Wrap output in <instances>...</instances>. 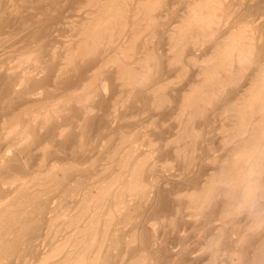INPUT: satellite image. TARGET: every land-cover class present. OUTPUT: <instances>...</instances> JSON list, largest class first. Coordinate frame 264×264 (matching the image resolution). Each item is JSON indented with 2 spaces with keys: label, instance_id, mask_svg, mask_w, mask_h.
Masks as SVG:
<instances>
[{
  "label": "bare ground",
  "instance_id": "1",
  "mask_svg": "<svg viewBox=\"0 0 264 264\" xmlns=\"http://www.w3.org/2000/svg\"><path fill=\"white\" fill-rule=\"evenodd\" d=\"M256 1L83 0L79 14L62 17V26L71 35L60 47L53 42L48 49L43 39L32 40V15L27 21L23 18L25 33L0 54V96L8 102L1 114L0 141L10 140L27 150L37 144V127L55 123L56 139L73 137L81 145L86 117L96 107L92 101L108 88L104 75L112 73L125 92L111 104L110 115L116 118L118 104L140 91H148L157 108L169 104L170 82L184 80L194 65L196 78L182 90L172 116L177 131L169 151L190 170L198 159V141L207 137L203 125L220 117L221 142L216 143L219 153L208 157L211 172L199 175L183 194L168 191L171 180L163 183L164 190L160 176L146 174L172 167L169 159L157 157L161 151L157 143L139 141L147 133L123 131L118 144L107 149L104 145L100 157L86 166L54 164L44 173L37 170L39 174L15 172L10 164L19 162L25 151L18 149L14 157L0 159V264H30L15 261L22 245L35 249L34 235L24 241L26 232L33 234L42 227L47 229L46 247L33 264H159L156 235L140 216L164 191L178 206L169 216L166 210L168 217L160 223L173 231L179 219L199 227L197 244L186 259L189 264H264V7L258 18L248 10ZM176 5L179 13L168 29L163 28L168 45L163 61L176 75L162 84L156 78L163 61L154 45L169 14H176ZM4 22L0 17V27L19 26V21ZM95 62L85 82L66 89L58 86L63 75H77L80 64ZM74 107L82 110L79 123L58 124ZM39 146L43 155L48 154V143ZM100 161L106 164L99 174L95 171ZM78 171L91 174H75ZM253 198L255 206L250 208Z\"/></svg>",
  "mask_w": 264,
  "mask_h": 264
},
{
  "label": "rangeland",
  "instance_id": "2",
  "mask_svg": "<svg viewBox=\"0 0 264 264\" xmlns=\"http://www.w3.org/2000/svg\"><path fill=\"white\" fill-rule=\"evenodd\" d=\"M4 1L5 0H3L0 15L3 12H5V13H3L2 14L3 16H0V17H2L3 19H6V22H4V23H7V24H12L13 21L14 22L19 21L18 22L19 26L16 25V26L12 27L11 29L7 28V27L5 28V26L0 27V46L2 47V48H0V54H2V55H4L5 52H7L8 50L11 49L8 47H10L18 39V37H21V35H23L25 33L26 30L24 32H22V30L24 29V25L22 24L23 18L27 21L28 20L27 17H30L31 15H32V19H33V22H32V40L36 41V38H38V40L43 39L45 48H47V49L51 48V46L53 45L52 44L53 42L55 45L57 44L56 46L60 47V45H62V42H64L65 40L68 39L67 36H69V33L71 35L70 30L67 27L64 28L62 26V23L65 20V19H63L64 16H66V15L67 16H75V15L79 14V12H77L76 10H77V7L80 6V4L83 2V0H39V1L38 0H17V1L16 0H10V1L6 0L5 1L7 3L6 4ZM18 1H19V3H18ZM178 1L179 0H167V2L170 4L174 3V2H178ZM10 2H11V4H10ZM14 5H16V6H14ZM3 6H6L7 9H6V7L3 8ZM9 7H10V9H9ZM262 7H264V0H257L256 2H254V4L251 7L248 8V10H249V12L254 14L253 18H256V17L258 18V16L260 15V12H261L260 10L262 9ZM73 8H74V10H73ZM175 8L177 9L176 14L175 13L169 14V16L167 17L168 19H166V21H165L166 24L163 25L162 30L159 31V33H160L159 39L157 40L156 44L154 45L156 48V51L158 53V57H159L160 61H161V59L163 61V59L166 58V52H167V48H168L166 36L164 35L165 32L163 34V28L168 29L169 24L173 20H175L174 18L179 13L178 9L180 7L178 5H176ZM3 9H5V10L2 11ZM160 14L162 15L165 13L163 11H161ZM12 15H13V17H12ZM14 15H15V17H14ZM21 17H22V20H21ZM34 19H35V21H37V23L34 21ZM73 19H78V18L73 17ZM9 20H10V22H9ZM59 29L62 32H58ZM36 30H37V32H36ZM19 32H22V33H19ZM51 33H53V34H51ZM61 34H63V36ZM13 40H14V42H12ZM49 40H50V42H47ZM55 41H58L59 43L55 42ZM7 43H8V45H7ZM163 50H165V51H163ZM189 52H190L189 54H191V52L193 53V51H189ZM84 64L85 63L80 64L79 69H78V73H76L77 75H75L74 73H69V74L63 75V77L61 78L62 81L60 80V82L58 83V86L60 88L66 89L69 86L74 85V83L78 82L77 85H80L81 83L85 82L86 78L91 73V70L95 67L97 62L92 63V64H85V65ZM197 69L198 68L197 67L195 68L194 65H190L189 71H188L186 78L184 80L178 81V82L175 81V83H171L170 81L174 80L173 77L176 75V71H175V69L172 70V68H169L167 66L166 62L163 61L161 64V68L158 72L156 82H159L162 84L170 82L169 87L167 89V95H169L168 97L171 100V102L164 107L157 108L151 103L152 102L151 101L152 97H150L151 94L148 91H143V92L140 91L137 93L138 95L136 93H135L136 95L134 94L137 98L134 97L133 99H131L130 101L126 102L123 105H121V103L118 104L117 110L119 112L117 111L118 114H116V118H115L114 114L110 115V112H112V110H113L112 105L116 99H117V101H120L124 97L125 92L121 91V88L118 86V82L114 79L113 74L109 72L106 75H104V78L107 79L108 88L106 90H104V92H100V95H99V97H96L95 102L92 101L96 107H95L94 112L90 113L86 117V120H85L86 124H85V130H84L85 140L81 143V145L79 144V141H77L78 139L73 138V137L72 138L69 137L71 140L68 137L64 138V139L61 138L59 140L56 139L53 135L54 129L56 126V124L54 123L52 125H49V127H46V128L37 127V129H36L37 130V144L29 147L27 150L23 149L24 145H21V144L14 145L13 142H9L10 140L0 141V159L8 158V157L12 158V156L14 157L16 154H18V152H17L18 149L22 148L23 149L22 151L25 150L24 152H20V154H19L20 161L19 162L10 164V166L14 167L15 172H18L20 174H27V173L28 174H39L40 172L44 173L45 169H47L48 167H50L51 165H54V164H60V165L61 164H73V165H79V166H86L88 164V162L90 163L93 159L100 157L98 152L101 151L102 149L105 150L104 145L106 146V149H107V148L113 147L116 144H118L119 143V135L121 132H123V131L136 132V133H139L140 135H144L145 133H147L148 136L141 138L139 141L144 143V144H148L150 142L157 143L158 146L161 148V151L157 155V157L169 159L172 167L171 168L158 167V171H157V169H155V172L154 171H148L146 174H155L157 176H160L159 177V181H160L159 185L160 186L162 185L163 187L161 186V188H163V189L166 187L163 183L167 180H171V185H169V186L167 185V188H169L168 191L173 189V191H176V192L178 191L179 193L183 194L188 190V188L193 184V182L197 179V177L199 175L208 174L211 172L210 169L212 168L213 164L209 161L208 157L210 156V153H212L214 155H217L219 153L220 147L216 146V145H219L216 143L221 142L220 138H218V136L220 134V130L218 128L221 125V120H220L221 117H220L216 121L206 122L203 125L205 127V131L207 132V135H206L207 137H206V139H202V140L198 141V144H199L198 145L199 151H198V155H197L198 159H197L196 164L190 170H185L183 168L184 167L183 163L177 161L176 158L173 157L174 155H172L171 152L169 151L172 148V146L169 145L168 143L170 142L171 137L177 131V128H176L177 122L174 121V119L172 117L174 115L173 113H175V111L177 109V104H176L178 102L177 99L179 100V97H180L182 90L188 88L187 87L188 83L190 84L191 81L192 82L194 81V79L196 78L195 74L197 73ZM121 92H124V93H121ZM145 93H146V95H145ZM29 98L32 101V96H30ZM25 101H23V102H25ZM7 104H8L7 98H5L4 96H0V107H1L0 108V119L2 117L1 114L5 113L8 109ZM27 105H30V106H27ZM149 105H150V107H149ZM4 106H6L7 108ZM15 106L17 107V104ZM31 106H32V102H31V104L28 103V104H25V106H23V107L21 106V107L23 109L25 107H31ZM107 111H109V112H107ZM81 112H82L81 109H78V108L76 109V107H74L70 112H67V113L62 115L61 119L58 121L59 122L58 124H62V125H64V124L68 125L69 124V125H71V124H74V122H75V125H77L79 123L77 121L82 118ZM118 120H120V121H118ZM175 122H176V124H174ZM0 127H1V125H0ZM128 128H130V129H128ZM73 130H74V132H79V128H75ZM45 137H47V138H45ZM148 140H150V141H148ZM39 143H41V144L48 143L50 152L48 151V154L43 155V153L40 149L41 146H39ZM209 147H212L214 150L209 152L207 150ZM164 151L166 154L164 153ZM201 158H203V159H201ZM43 159L45 160L44 163L46 166H45V168L41 169L40 165L43 163V161H44ZM105 164H106L105 161L98 162L97 167H96L98 171L96 170L95 172L100 174L102 172V169L105 166ZM181 166H183V167H181ZM24 167H25V169H23ZM37 170L39 171V173L37 172ZM206 170H207V172H206ZM1 173L2 172H0V174ZM75 174H91V172L78 171ZM184 183H186V184H184ZM174 185H175V187H174ZM56 193H53L51 196H56ZM166 196H169V197H166ZM155 197H156L155 202L153 204L147 205L148 207L142 213V215L143 214L144 215L140 216V218L144 219L145 222L147 221L146 222L147 227H149L153 231V234L156 235V241L157 242L155 244V247L158 249V251L155 252V255L157 256L158 253L160 254L159 256L156 257L157 262L159 264L164 263V262H170L173 264H184L187 262L186 261L187 257H190V254H189L190 249H193L197 244V241L199 239V232H198L199 227L193 226L194 223L190 222L186 219H179L178 220V227L174 231L171 229V227H166L165 225H162L160 223V220L163 219V217H168L169 214H174L173 212L176 211L175 208L178 206V202H175V203L172 202L171 198L173 196L169 195L167 193V191L161 192L160 195H155ZM161 197H163V198H161ZM56 200H57V198L54 201H56ZM165 201H167V202L170 201V204L165 202ZM50 205L52 206V204H50ZM169 209L170 210L172 209V211L169 212ZM166 210H167V212H166ZM138 212H140V210ZM164 212H166V214H168V216L165 215ZM140 218L138 217L137 221H140L141 220ZM153 222H156L158 225H156V226L153 225ZM188 222H190V223H188ZM187 223L189 224L188 226H187ZM163 229H164V231H163ZM40 230L34 232L33 234H31L32 233L31 230L26 232L27 236L24 238V241L26 239L31 238L32 237L31 235H34L33 238H34L35 249L32 252V250L30 251V250H27L25 248V246H26L25 244L22 245L21 246L22 251L19 253L18 261L16 259L15 262L19 263L20 261L21 262L27 261L30 264H33L36 260L37 255H39L41 252L44 251V248L46 247L45 246V242H46L45 240L47 239L46 238L47 229H44L42 227ZM43 231H45V232H43ZM156 231H158V232H156ZM44 236L46 239H44ZM154 238L155 237H153V239ZM165 239H167V240H165ZM171 241L174 243H172ZM149 242H150V240H149ZM157 244H158L159 248L157 247ZM171 245H173V246H171ZM141 246H143V244H141ZM162 253H163V255H162ZM174 254L177 256L173 257ZM162 256H163V258H162ZM161 259H162V261H161ZM186 264H189V263L187 262Z\"/></svg>",
  "mask_w": 264,
  "mask_h": 264
},
{
  "label": "clouds",
  "instance_id": "3",
  "mask_svg": "<svg viewBox=\"0 0 264 264\" xmlns=\"http://www.w3.org/2000/svg\"><path fill=\"white\" fill-rule=\"evenodd\" d=\"M255 206V199L253 198L250 202H249V207H254Z\"/></svg>",
  "mask_w": 264,
  "mask_h": 264
}]
</instances>
